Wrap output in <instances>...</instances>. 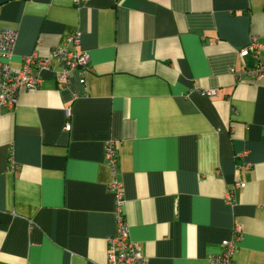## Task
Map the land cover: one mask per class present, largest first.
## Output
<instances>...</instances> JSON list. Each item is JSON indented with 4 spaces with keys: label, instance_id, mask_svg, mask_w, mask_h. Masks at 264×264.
Wrapping results in <instances>:
<instances>
[{
    "label": "crops",
    "instance_id": "crops-1",
    "mask_svg": "<svg viewBox=\"0 0 264 264\" xmlns=\"http://www.w3.org/2000/svg\"><path fill=\"white\" fill-rule=\"evenodd\" d=\"M1 28L17 32L12 67L75 33L65 46L89 63L61 85L53 61L0 107V264H105L110 139L148 264H209L236 226L233 264H264V76L238 79L264 0H7Z\"/></svg>",
    "mask_w": 264,
    "mask_h": 264
},
{
    "label": "built area",
    "instance_id": "built-area-1",
    "mask_svg": "<svg viewBox=\"0 0 264 264\" xmlns=\"http://www.w3.org/2000/svg\"><path fill=\"white\" fill-rule=\"evenodd\" d=\"M17 32L9 28L0 29V107L11 109L17 104L18 96L22 91H33L39 85L38 74L42 70L50 69L52 62L56 61L60 68L57 80L61 85H66L69 75L73 70L80 69V83L84 84V70L89 62V54L81 51L69 50L65 44L67 42L78 45L80 34L75 33L66 36L63 45L55 46L48 56H40L37 52H32L22 58L19 67H12L8 61L12 57ZM251 55L256 59L254 67L243 65L238 75L245 73L250 78H260L264 76V45L258 41L256 36H251L247 46L239 50L240 57ZM234 69L231 68V71ZM203 93L209 97L217 94L216 89H205ZM68 113V110H67ZM67 124L65 129H69ZM117 143L110 139L105 143L104 158L110 169L111 180L107 185L109 191L113 193L115 202V233L106 238V262L105 264H148L140 246L129 238L128 224L124 221L123 206L125 203L122 182L118 178L119 163ZM246 152H240L238 158L242 159L240 165L249 168L250 162H245ZM244 183L237 181L234 187L227 192L226 201L231 204L234 199L235 190L244 187ZM241 230L236 226L233 230V237L221 242L219 253L209 256V264H233V256L240 238Z\"/></svg>",
    "mask_w": 264,
    "mask_h": 264
},
{
    "label": "water",
    "instance_id": "water-1",
    "mask_svg": "<svg viewBox=\"0 0 264 264\" xmlns=\"http://www.w3.org/2000/svg\"><path fill=\"white\" fill-rule=\"evenodd\" d=\"M5 1H7V0H0V4H2V3L5 2Z\"/></svg>",
    "mask_w": 264,
    "mask_h": 264
},
{
    "label": "trees",
    "instance_id": "trees-1",
    "mask_svg": "<svg viewBox=\"0 0 264 264\" xmlns=\"http://www.w3.org/2000/svg\"><path fill=\"white\" fill-rule=\"evenodd\" d=\"M89 63V62H88ZM88 65V64H87Z\"/></svg>",
    "mask_w": 264,
    "mask_h": 264
}]
</instances>
